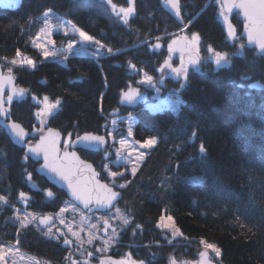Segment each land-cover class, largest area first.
I'll list each match as a JSON object with an SVG mask.
<instances>
[{"label":"trees","instance_id":"1","mask_svg":"<svg viewBox=\"0 0 264 264\" xmlns=\"http://www.w3.org/2000/svg\"><path fill=\"white\" fill-rule=\"evenodd\" d=\"M18 1L17 7L0 6V63L29 95L12 106L15 122L31 133L56 129L75 139L90 133L108 137L112 119L132 116L136 141L157 139L135 175L117 180L125 183L118 207L132 219L123 230L126 246L139 257H155L153 264L194 261L205 245L214 249L209 253L218 264H264V53L246 47L239 16L232 17L238 36L231 41L215 1L182 0L189 25L182 33L197 37L200 58L182 84L161 73L169 43L183 27L164 0ZM114 6L130 9L126 21ZM48 11L99 42L103 53L46 58L33 43ZM212 54L227 63L216 67ZM18 56L33 66L17 65ZM143 74L175 93L178 111L121 103ZM33 98L52 104L46 120L37 116L40 105ZM80 155L103 171L102 153ZM37 166L0 126V197L7 201L0 207V246L17 243L42 262L64 264L67 247L34 226L21 229L16 220L15 207L24 208L23 202L36 214L57 213L67 202ZM163 216L181 234L173 242L158 229Z\"/></svg>","mask_w":264,"mask_h":264},{"label":"rangeland","instance_id":"2","mask_svg":"<svg viewBox=\"0 0 264 264\" xmlns=\"http://www.w3.org/2000/svg\"><path fill=\"white\" fill-rule=\"evenodd\" d=\"M213 1L219 6V17L229 33L228 40H235L238 33L232 24L231 15L224 12L220 0ZM18 5V0H0V6L17 7ZM113 9L115 13L122 16L123 20L126 21L128 19L129 8L122 9L114 6ZM41 19L43 21L42 29L33 45L46 58H58L77 52H85L96 56H100L101 52L103 53V46L99 42L65 18L48 11ZM56 35L62 38L57 39ZM69 37L74 39L69 40L65 45L64 42L67 41L64 38ZM179 38L186 41L188 47L193 52L186 56L170 54V58L163 67V70H161V73L165 74V79L170 77L184 84L188 72L191 69L199 68V47L196 36L188 37L186 33H182ZM177 42L178 37L169 43L168 50ZM58 43L62 44L63 47H59ZM154 46L157 49L162 47L161 44ZM211 57L216 67L224 66L227 63L225 58L218 55L212 54ZM164 86L165 83L162 80H156L149 75L143 74L137 87H131L122 94L121 103L134 105L142 101L146 102L147 106L153 111H161L167 108L178 111L180 99L175 96V93L165 91L163 89ZM33 101L40 105L37 110L39 119L46 118V115L53 110V106L47 98H33ZM134 126L135 119L132 116L117 117L111 120V129L108 136L109 145L104 153L107 161L104 162L102 173H104L108 182L118 190H122L125 183L117 180L126 174H129L131 177L134 176L148 151L157 143V139H150L144 143L136 141L133 137ZM111 165L116 168L112 169ZM5 204H7V201L0 197V207ZM23 205L24 208L15 207V216L20 228L36 227L37 220L41 216L29 211L26 208V202H23ZM45 218H52L55 224L52 228L41 231L44 237L61 242L69 248V253L64 264H106L108 254L114 250L119 251L116 247L125 243L122 240L124 238L122 236L123 230L132 224V219L120 207L105 215L89 216L70 202H67L57 215L45 216ZM157 226L160 231L168 234L170 242L175 241L181 235L169 216H163ZM204 247V250L208 251L209 249H213L209 245H205ZM119 258L127 264H141L139 261L130 258V255H120ZM181 262L185 261L181 260ZM0 264L48 263L42 262L35 256L22 251L16 243L0 246Z\"/></svg>","mask_w":264,"mask_h":264},{"label":"water","instance_id":"3","mask_svg":"<svg viewBox=\"0 0 264 264\" xmlns=\"http://www.w3.org/2000/svg\"><path fill=\"white\" fill-rule=\"evenodd\" d=\"M227 13H239L243 21L242 37L249 49L264 53V0H221ZM168 12L180 23L182 17L180 0H167ZM186 42L180 39L171 53L189 54ZM27 92L17 86L12 74L4 73L0 65V126L12 143L23 150L28 158L38 164L37 173L45 180L63 191L67 198L89 214L111 211L123 195L107 182L100 180L94 165L84 160L78 150L99 152L105 149L107 141L94 134H84L64 149V137L56 129H48L42 134H32L11 116V108L17 102L27 100ZM32 142L29 143V140ZM33 140H36L35 142ZM42 229L53 226L52 219L39 218ZM110 264H123L109 260ZM190 264H217L203 251L198 262Z\"/></svg>","mask_w":264,"mask_h":264},{"label":"flooded vegetation","instance_id":"4","mask_svg":"<svg viewBox=\"0 0 264 264\" xmlns=\"http://www.w3.org/2000/svg\"><path fill=\"white\" fill-rule=\"evenodd\" d=\"M129 244L130 243L120 244L118 247H116L117 249H119V251H116V250L111 251L108 254V257L106 258V264H108L110 259H117V260L121 261V259L119 258L120 255H130V258H133L134 260L139 261V263H141V264H153L154 263L155 257H153L151 255L150 256H144V257H139L133 252L134 250L132 248L126 246V245H129ZM126 248H128V249H126ZM194 261H196V260H194ZM161 263L162 264H181V263L182 264H187L188 261L181 262V261H177L176 259H170L168 261L167 260L166 261H162ZM125 264H127V263L125 262Z\"/></svg>","mask_w":264,"mask_h":264},{"label":"bare ground","instance_id":"5","mask_svg":"<svg viewBox=\"0 0 264 264\" xmlns=\"http://www.w3.org/2000/svg\"><path fill=\"white\" fill-rule=\"evenodd\" d=\"M34 188H37V184H34ZM42 234V233H41ZM42 236H44L43 234H42Z\"/></svg>","mask_w":264,"mask_h":264}]
</instances>
